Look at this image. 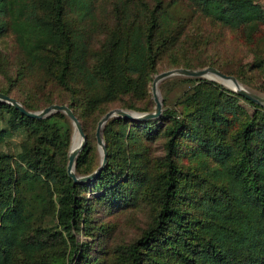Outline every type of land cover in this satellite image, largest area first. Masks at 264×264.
<instances>
[{
    "label": "trees",
    "instance_id": "16d2710c",
    "mask_svg": "<svg viewBox=\"0 0 264 264\" xmlns=\"http://www.w3.org/2000/svg\"><path fill=\"white\" fill-rule=\"evenodd\" d=\"M259 1L0 0V44L11 39L16 51L12 62L0 50V93L30 85L25 110L68 107L86 136L75 174L88 176L99 167L97 122L110 106L151 111L164 58L231 75L189 55L210 40L199 19L237 32L264 76ZM159 90V118L105 124L106 164L79 184L66 173L69 118L32 119L0 102V148L22 137L16 153L0 150V264H264V108L203 78L167 79ZM158 140L163 154L153 156ZM129 208L150 209V223L105 259L109 227L93 226V215ZM79 233L90 241L79 244Z\"/></svg>",
    "mask_w": 264,
    "mask_h": 264
},
{
    "label": "rangeland",
    "instance_id": "374dc122",
    "mask_svg": "<svg viewBox=\"0 0 264 264\" xmlns=\"http://www.w3.org/2000/svg\"><path fill=\"white\" fill-rule=\"evenodd\" d=\"M259 4L264 9V0H260ZM197 23H198L197 30L199 29L206 36L208 35L207 37L210 38V40L208 43L200 42L201 46H198V48H200V51H191V52L189 51L190 52L189 55H191L192 57L204 58L206 60H211L213 62H216V64L222 67L224 73H231V75H228V76H232L236 78V76L239 75L242 81H239L237 79L236 80L248 92L258 95L260 97H264V91H263L264 90V76L261 75L254 68L256 62L254 61L253 49L250 46L246 45L239 38L238 33L235 31L223 29V28H220L219 26H212L207 19L206 20L199 19ZM197 30L194 31L195 34L197 33ZM11 44H12L11 39H7V47H5L6 46L5 44H0V50L6 53L10 57V60L14 62L16 51L14 50V48L11 47ZM4 49H7V50L4 51ZM170 62L171 61L167 58H164L162 62H160L157 68V72L153 76L152 81L149 84V95H150V100L152 101L151 111L149 112L133 111V112L151 113L154 111L155 105H154L152 93H151L152 82H153L154 77L162 72H166L172 69H179V68H171ZM204 68H207V67H204ZM172 78H175V77H172ZM172 78H168V79H172ZM163 81H161L158 84V90H159V85ZM209 81H212V80H209ZM5 86H6V83L4 82V79L0 76V88L5 87ZM29 86L30 85H18L15 89L11 91L10 97L15 99L19 103L22 100H28L29 97L30 98L32 97V95L30 96L28 94ZM182 90H183L182 87H177L173 91L170 92L169 94V104L170 105L174 103L175 99L177 98V96H179ZM159 93H160V90H159ZM160 96H161V93H160ZM38 100L39 98L37 97L35 101H38ZM110 107H111L110 108L111 110L118 109L115 106H110ZM128 111H132V110H128ZM34 112H37V111H34ZM71 126H72V134L70 137V146H71L72 138L74 134L76 133L74 132V127L72 123H71ZM95 128H97V125ZM92 131H93V127L90 126V128L88 129V133H91ZM21 141H22L21 136L14 135L7 140L5 145H3L0 148V150L4 152L16 153L19 150V145ZM85 143H86V136H85ZM162 144H163V141L158 140L155 144L152 145L151 151H152L153 156L154 155L161 156L163 154L162 149H161ZM69 151H70V147H69ZM69 151H68V154H69ZM96 153H97V158L95 159V162L100 165L101 156H100V152H99L97 144H96ZM93 221H94L93 226L104 225V226L109 227L108 233H105L106 240H104L106 243L104 245L105 255L103 257L107 259L114 250H116L117 248L121 246L128 245L130 242H132L133 240H135L141 235L143 230H145L147 225L150 223V209L148 208H138V209L129 208V209H125L123 211H120L118 213L111 214V215H108L104 211H102V209H99L94 213ZM75 237H76V241H78L79 244H85L86 241H90L88 240V238H86L83 235V233L76 234ZM101 240L103 239H101L100 237L99 239H96V241L90 242V244H93V246H95V249H94L95 251L99 250L98 243L101 242Z\"/></svg>",
    "mask_w": 264,
    "mask_h": 264
},
{
    "label": "water",
    "instance_id": "95a60500",
    "mask_svg": "<svg viewBox=\"0 0 264 264\" xmlns=\"http://www.w3.org/2000/svg\"><path fill=\"white\" fill-rule=\"evenodd\" d=\"M187 77V78H205L208 80H212L214 82H217L224 87H226L224 83H227L230 85L231 88L226 87L227 89L231 90L238 96H241L245 98L246 100L257 104L261 107L264 108V97H260L258 95H255L253 93L248 92L243 86L236 80V78L232 76L225 75L218 71L215 68L207 67L199 70H189V69H172L166 72H162L158 75H156L153 79L152 82V87H151V93H152V98L154 102V111L151 113H138V112H133V111H128V110H123V109H113L109 112H107L101 120L97 124L96 132H95V139H96V144L98 146L101 160H100V165L97 168L96 171H94L92 174L84 177H78L75 174V161L76 158L79 154V152L84 148L85 146V135L82 131V128L72 113V111L66 107V106H58V105H51L47 108H44L40 111L37 112H29L23 108V106L17 102L15 99L4 95L0 93V102L6 103L16 110H18L21 114L28 118L32 119H45L55 113L61 112L65 114L69 120L71 121L73 127H74V132L78 134L80 137L81 141L79 146L74 149L69 151L68 154V163L66 167V173L67 176L75 183H85L89 182L91 180H94L97 175L100 173L102 168L106 164V149H105V144L102 138V130L104 125L112 118H120V119H127L131 122H139V121H149V120H155L160 117L162 113V98L160 96L159 90H158V84L168 78L172 77Z\"/></svg>",
    "mask_w": 264,
    "mask_h": 264
},
{
    "label": "bare ground",
    "instance_id": "6f19581e",
    "mask_svg": "<svg viewBox=\"0 0 264 264\" xmlns=\"http://www.w3.org/2000/svg\"><path fill=\"white\" fill-rule=\"evenodd\" d=\"M223 84H224L226 87L231 88L229 84L224 83V82H223ZM80 141H81L80 137L78 136L77 133H75L74 136H73V138H72V141H71L70 149H71V150L76 149V148L79 146Z\"/></svg>",
    "mask_w": 264,
    "mask_h": 264
}]
</instances>
